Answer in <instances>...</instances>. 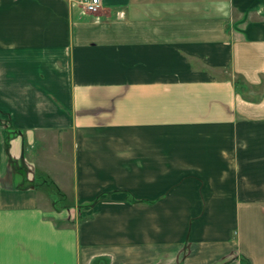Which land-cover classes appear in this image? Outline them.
I'll return each instance as SVG.
<instances>
[{
    "label": "crops",
    "instance_id": "obj_1",
    "mask_svg": "<svg viewBox=\"0 0 264 264\" xmlns=\"http://www.w3.org/2000/svg\"><path fill=\"white\" fill-rule=\"evenodd\" d=\"M84 1L0 0V264L160 262L164 233L117 229L150 206L264 264V0ZM52 138L71 185L35 158ZM191 240L182 264L216 259Z\"/></svg>",
    "mask_w": 264,
    "mask_h": 264
},
{
    "label": "rangeland",
    "instance_id": "obj_2",
    "mask_svg": "<svg viewBox=\"0 0 264 264\" xmlns=\"http://www.w3.org/2000/svg\"><path fill=\"white\" fill-rule=\"evenodd\" d=\"M11 2V0H10ZM11 126H5V130L7 132H10ZM25 141V145H26ZM55 140L52 139H46V142H39L37 143L36 154L35 158L40 160V164L42 167L51 170L50 179L51 181L57 180L62 182H67L71 185L73 182V168H74V152H72V143L71 140L69 141V149L63 150V152L57 149V146H55ZM47 150V153L45 152ZM49 150V151H48ZM29 170V169H28ZM27 172V171H26ZM24 174H27V173ZM70 189L65 190L69 196H71ZM44 194L45 192L42 191ZM51 192V193H50ZM64 192V193H65ZM48 193L53 195L54 193H57V190L53 189L51 191L48 190ZM46 195V194H45ZM56 195V194H55ZM53 195V196H55ZM47 197V196H46ZM56 197V196H55ZM71 198V197H69ZM132 198V197H130ZM47 199V198H46ZM71 200V199H70ZM70 200L68 201L70 203ZM136 200V199H132ZM43 205L47 208H55L60 209L62 207L68 206L70 209L71 207H74L71 204H66L59 202V204L52 205L50 202H46ZM93 206V205H92ZM88 206V207H92ZM83 206H79L80 209H82ZM151 209H149L148 213L145 212H134L133 213V220L132 221H125L124 219L118 220L117 223V229H123L124 226L128 229H132L134 234H150L153 236L158 232V230L165 234L166 236V243H165V250L160 252H157V248H154V250L159 253V258L162 261L156 260L153 264H182V261L193 253V250L195 248H198V251L205 248L203 244L197 243L194 244L191 240V234L192 232H199L204 234L205 232H208L209 234H213L219 238L218 242L214 243V251H217L218 256L213 261H201L200 264H227V261H229L228 264H231L233 261H239L240 264H242L241 260L244 256H238V252L229 251L227 254L222 253V250L224 251L225 248L229 246L227 242H225L222 238L223 234V228L217 225V221L213 219H205V220H194L193 217L186 216L182 218L181 220H176L172 216L166 217L164 220H158L156 219L155 215V207L150 206ZM168 207V206H167ZM192 207H199L198 209H202L204 206H192ZM157 208V207H156ZM155 209V210H154ZM88 219V216L83 217V215H80L78 218L77 223H83ZM76 224V221H70V220H59L57 221V225H66V224ZM236 238V232L234 230L231 231V237L230 239ZM193 243V244H192ZM222 253V254H221ZM164 258V259H163ZM249 264V263H248Z\"/></svg>",
    "mask_w": 264,
    "mask_h": 264
},
{
    "label": "built area",
    "instance_id": "obj_3",
    "mask_svg": "<svg viewBox=\"0 0 264 264\" xmlns=\"http://www.w3.org/2000/svg\"><path fill=\"white\" fill-rule=\"evenodd\" d=\"M84 5H85V10L87 12L95 13L99 11L102 5V0H85Z\"/></svg>",
    "mask_w": 264,
    "mask_h": 264
},
{
    "label": "trees",
    "instance_id": "obj_4",
    "mask_svg": "<svg viewBox=\"0 0 264 264\" xmlns=\"http://www.w3.org/2000/svg\"><path fill=\"white\" fill-rule=\"evenodd\" d=\"M241 262H242V264H248V263L251 264V261L246 257H242Z\"/></svg>",
    "mask_w": 264,
    "mask_h": 264
}]
</instances>
